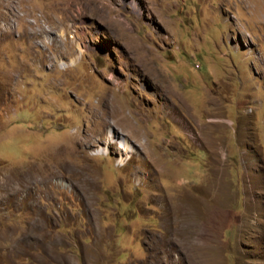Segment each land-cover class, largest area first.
<instances>
[{
  "label": "rangeland",
  "instance_id": "obj_1",
  "mask_svg": "<svg viewBox=\"0 0 264 264\" xmlns=\"http://www.w3.org/2000/svg\"><path fill=\"white\" fill-rule=\"evenodd\" d=\"M0 264H264V0H0Z\"/></svg>",
  "mask_w": 264,
  "mask_h": 264
},
{
  "label": "bare ground",
  "instance_id": "obj_2",
  "mask_svg": "<svg viewBox=\"0 0 264 264\" xmlns=\"http://www.w3.org/2000/svg\"><path fill=\"white\" fill-rule=\"evenodd\" d=\"M110 142H111V141H110ZM120 148H121V149H124V148L127 149V148H126V144H125L124 142H122V141H121V143H120ZM99 150L102 151V152H104V153H106L107 148H103V147H102V148L99 149ZM120 163H122V162L120 161Z\"/></svg>",
  "mask_w": 264,
  "mask_h": 264
}]
</instances>
